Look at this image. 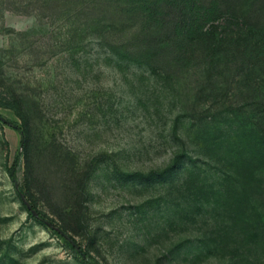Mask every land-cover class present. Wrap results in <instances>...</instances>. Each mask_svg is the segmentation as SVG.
Returning a JSON list of instances; mask_svg holds the SVG:
<instances>
[{
	"label": "rangeland",
	"instance_id": "rangeland-1",
	"mask_svg": "<svg viewBox=\"0 0 264 264\" xmlns=\"http://www.w3.org/2000/svg\"><path fill=\"white\" fill-rule=\"evenodd\" d=\"M0 116V264H264V0H0Z\"/></svg>",
	"mask_w": 264,
	"mask_h": 264
},
{
	"label": "trees",
	"instance_id": "trees-1",
	"mask_svg": "<svg viewBox=\"0 0 264 264\" xmlns=\"http://www.w3.org/2000/svg\"><path fill=\"white\" fill-rule=\"evenodd\" d=\"M3 123H5V124H8V125H11L13 128H15L17 131H19L20 132V134H21V137H22V148L25 150L26 149V141H27V138H26V133L23 131V130H21L20 128H18L17 126H15V125H13V124H11L10 122H8L7 120H5V122H3ZM12 176H13V178H15V174H14V172L12 173ZM32 208V207H31ZM30 212H31V216H33L35 219H37V220H39V221H42V222H44L46 225H48V226H50V227H53L54 229H56V230H58V231H60L59 230V228H57L56 227V224H55V222L54 221H46L45 222V220H43V216L41 215V214H39L38 212H36V211H34L33 209H32V211L30 210ZM64 235V234H63ZM67 241H69V240H67ZM70 242V241H69ZM71 243V242H70ZM72 244V243H71ZM73 245V244H72ZM87 257H89V256H87ZM85 264H100L99 262H97V261H95V260H93L92 258H90V260H88V258L85 260Z\"/></svg>",
	"mask_w": 264,
	"mask_h": 264
},
{
	"label": "water",
	"instance_id": "water-1",
	"mask_svg": "<svg viewBox=\"0 0 264 264\" xmlns=\"http://www.w3.org/2000/svg\"><path fill=\"white\" fill-rule=\"evenodd\" d=\"M0 121H1V122H5V119H4L2 116H0ZM20 196H21L22 200L25 202V204H26V206L28 207V209L32 211L31 206H30L29 203L25 200V197L23 196V194H20ZM64 237H65L67 240H69V241H70L75 247H77L76 243H75V242H74L69 236H67V235L64 234Z\"/></svg>",
	"mask_w": 264,
	"mask_h": 264
},
{
	"label": "crops",
	"instance_id": "crops-1",
	"mask_svg": "<svg viewBox=\"0 0 264 264\" xmlns=\"http://www.w3.org/2000/svg\"><path fill=\"white\" fill-rule=\"evenodd\" d=\"M1 122V121H0ZM1 123H3V122H1ZM5 132L7 133V134H9L10 132L12 133V134H15L16 135V131L15 130H13V129H10V128H5ZM9 132V133H8ZM18 135V134H17Z\"/></svg>",
	"mask_w": 264,
	"mask_h": 264
}]
</instances>
